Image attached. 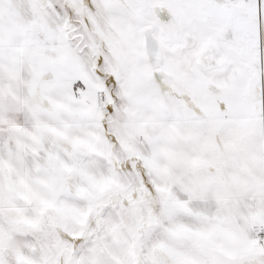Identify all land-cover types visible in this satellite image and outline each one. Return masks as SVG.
<instances>
[{
	"label": "snow or ice",
	"instance_id": "snow-or-ice-1",
	"mask_svg": "<svg viewBox=\"0 0 264 264\" xmlns=\"http://www.w3.org/2000/svg\"><path fill=\"white\" fill-rule=\"evenodd\" d=\"M0 264H264V0H0Z\"/></svg>",
	"mask_w": 264,
	"mask_h": 264
}]
</instances>
